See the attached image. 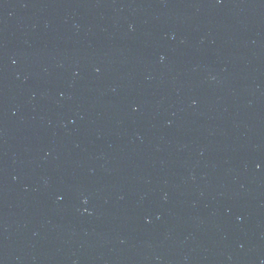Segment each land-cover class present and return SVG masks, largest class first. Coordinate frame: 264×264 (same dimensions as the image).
<instances>
[{
	"label": "water",
	"instance_id": "95a60500",
	"mask_svg": "<svg viewBox=\"0 0 264 264\" xmlns=\"http://www.w3.org/2000/svg\"><path fill=\"white\" fill-rule=\"evenodd\" d=\"M0 264H264V82L0 95Z\"/></svg>",
	"mask_w": 264,
	"mask_h": 264
}]
</instances>
